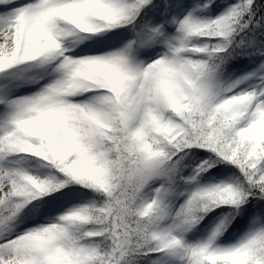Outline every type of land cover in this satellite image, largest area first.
Here are the masks:
<instances>
[{"label": "snow or ice", "instance_id": "6c2138e0", "mask_svg": "<svg viewBox=\"0 0 264 264\" xmlns=\"http://www.w3.org/2000/svg\"><path fill=\"white\" fill-rule=\"evenodd\" d=\"M0 264H264V0H0Z\"/></svg>", "mask_w": 264, "mask_h": 264}]
</instances>
